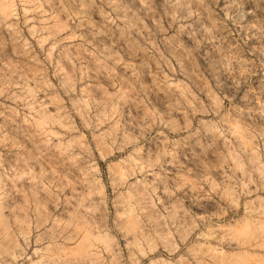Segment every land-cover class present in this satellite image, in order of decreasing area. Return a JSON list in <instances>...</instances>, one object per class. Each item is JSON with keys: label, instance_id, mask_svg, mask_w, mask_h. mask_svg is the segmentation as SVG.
Listing matches in <instances>:
<instances>
[{"label": "rangeland", "instance_id": "374dc122", "mask_svg": "<svg viewBox=\"0 0 264 264\" xmlns=\"http://www.w3.org/2000/svg\"><path fill=\"white\" fill-rule=\"evenodd\" d=\"M0 264H264V0H0Z\"/></svg>", "mask_w": 264, "mask_h": 264}]
</instances>
